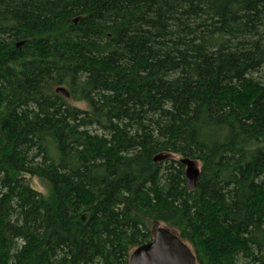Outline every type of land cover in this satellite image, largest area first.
I'll return each instance as SVG.
<instances>
[{
	"label": "trees",
	"instance_id": "trees-1",
	"mask_svg": "<svg viewBox=\"0 0 264 264\" xmlns=\"http://www.w3.org/2000/svg\"><path fill=\"white\" fill-rule=\"evenodd\" d=\"M156 222L264 264V0H0V264H129Z\"/></svg>",
	"mask_w": 264,
	"mask_h": 264
},
{
	"label": "water",
	"instance_id": "water-1",
	"mask_svg": "<svg viewBox=\"0 0 264 264\" xmlns=\"http://www.w3.org/2000/svg\"><path fill=\"white\" fill-rule=\"evenodd\" d=\"M56 91L70 98L66 87L59 86ZM169 157V154L161 153L154 160L162 161ZM181 163L185 166L188 189L194 190L201 173L198 161L184 157ZM159 223L156 222L152 239L132 251L129 264H198L192 247L174 229Z\"/></svg>",
	"mask_w": 264,
	"mask_h": 264
},
{
	"label": "rangeland",
	"instance_id": "rangeland-1",
	"mask_svg": "<svg viewBox=\"0 0 264 264\" xmlns=\"http://www.w3.org/2000/svg\"><path fill=\"white\" fill-rule=\"evenodd\" d=\"M73 104L80 106V107H86V104L84 102H74L72 101ZM175 158H179L178 156H175ZM198 166L201 168V163L198 162ZM32 187H34L35 189L42 191L44 194L47 192L46 189L41 185V183L39 182L37 177H28ZM159 225H165L164 223L160 222ZM149 226L152 228V231L154 230V228H156L157 224H149ZM191 247L192 245L187 242ZM193 248V247H192Z\"/></svg>",
	"mask_w": 264,
	"mask_h": 264
}]
</instances>
